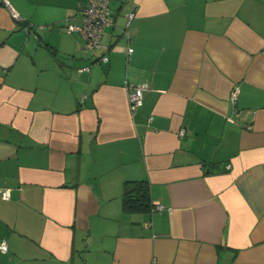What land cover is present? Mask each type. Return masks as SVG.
Here are the masks:
<instances>
[{
	"label": "crops",
	"instance_id": "obj_1",
	"mask_svg": "<svg viewBox=\"0 0 264 264\" xmlns=\"http://www.w3.org/2000/svg\"><path fill=\"white\" fill-rule=\"evenodd\" d=\"M82 2L0 0V264H264V0Z\"/></svg>",
	"mask_w": 264,
	"mask_h": 264
},
{
	"label": "built area",
	"instance_id": "obj_2",
	"mask_svg": "<svg viewBox=\"0 0 264 264\" xmlns=\"http://www.w3.org/2000/svg\"><path fill=\"white\" fill-rule=\"evenodd\" d=\"M11 15L17 20H23L22 17L13 9H11ZM134 16L133 10L126 12L125 23L121 26V31L125 38L130 39L134 33V29L131 25V19ZM112 22V15L109 9V0H83L80 3V16L79 21L66 20L64 27L69 32H79L84 41L85 46L89 50L93 51L100 47L102 34L106 25ZM133 47L128 44L126 49V58H130V53ZM99 59L107 61L109 59L107 54H101ZM88 66L83 67V70H88ZM128 91V102L131 109L136 108L142 103L143 91L148 87L146 81L142 82H129L125 81ZM232 98L236 97V91H232ZM184 130L181 129L179 134L182 135ZM0 197L7 199L10 197V189L3 188L0 191ZM161 208L159 205L158 209ZM0 250L2 252L7 251V243L5 239L0 240Z\"/></svg>",
	"mask_w": 264,
	"mask_h": 264
},
{
	"label": "trees",
	"instance_id": "obj_3",
	"mask_svg": "<svg viewBox=\"0 0 264 264\" xmlns=\"http://www.w3.org/2000/svg\"><path fill=\"white\" fill-rule=\"evenodd\" d=\"M125 209L149 208L148 187L145 180H125L122 191Z\"/></svg>",
	"mask_w": 264,
	"mask_h": 264
}]
</instances>
